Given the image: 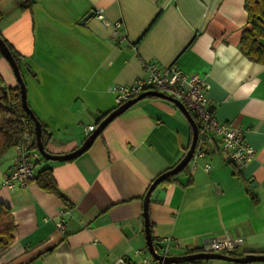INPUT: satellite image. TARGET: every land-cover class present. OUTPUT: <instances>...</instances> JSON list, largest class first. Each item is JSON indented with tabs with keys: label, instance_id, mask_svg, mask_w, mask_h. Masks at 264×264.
I'll list each match as a JSON object with an SVG mask.
<instances>
[{
	"label": "crops",
	"instance_id": "0c3cea01",
	"mask_svg": "<svg viewBox=\"0 0 264 264\" xmlns=\"http://www.w3.org/2000/svg\"><path fill=\"white\" fill-rule=\"evenodd\" d=\"M22 2L0 0V34L19 55L27 104L50 135L46 151L66 155L80 147L87 127L97 123L88 111L104 115L118 107L109 87L144 77L142 61L175 63L207 82L215 118L241 129L255 156L236 168L210 146L158 185L148 207L153 244L171 238L169 256H179L229 237L242 239L238 254L264 253V65L240 51L249 29L244 0H35L31 11H21ZM96 9L120 22L122 41L94 13L79 23ZM0 76L7 88L18 85L1 55ZM190 140L175 105L145 98L111 121L81 156L41 157L25 189L2 185L15 157L9 148L0 156V204L11 211L15 240L0 264L137 262L135 251L149 254L146 190L182 159ZM48 169L57 193L39 182ZM61 209L62 233L55 226Z\"/></svg>",
	"mask_w": 264,
	"mask_h": 264
},
{
	"label": "built area",
	"instance_id": "2783aa9c",
	"mask_svg": "<svg viewBox=\"0 0 264 264\" xmlns=\"http://www.w3.org/2000/svg\"><path fill=\"white\" fill-rule=\"evenodd\" d=\"M95 17L104 25L112 26L113 36L122 41L120 22L110 23L103 14V9L94 10ZM142 69L145 76L137 79L130 85H113L108 91L114 96L117 106L127 100L133 99L146 91H157L171 96L186 107L197 119L198 135L192 159L203 157L210 146L218 147L221 158L240 168L251 161L255 156V150L244 139L243 131L233 127L229 123L218 121L210 107L207 91L209 85L196 74H187L175 63L161 65L154 61H142ZM5 91V89H3ZM94 126L86 129L87 133L94 130ZM35 134L31 127H26L19 143L14 146L15 157L11 169L4 176L2 185L8 190L25 189L34 178V170L41 156L36 145L33 144ZM191 159V160H192ZM205 168L208 170L209 166ZM64 213L61 209L57 215L55 226L61 233L64 232ZM172 239H162L156 246L155 252L163 257L169 256ZM175 246H179L174 242ZM242 246V239L213 238L203 242L197 252L225 254L238 250ZM135 263L119 257L114 264H170L164 260H156L150 254L140 255ZM226 255V254H225Z\"/></svg>",
	"mask_w": 264,
	"mask_h": 264
},
{
	"label": "trees",
	"instance_id": "16d2710c",
	"mask_svg": "<svg viewBox=\"0 0 264 264\" xmlns=\"http://www.w3.org/2000/svg\"><path fill=\"white\" fill-rule=\"evenodd\" d=\"M34 2L35 0H23L20 7L21 11H31ZM244 9L247 13V25L249 26V29L242 33L240 51L250 61L264 65V0H244ZM0 37L7 45L14 60L20 67L19 55L1 34ZM3 89H5V91H3ZM146 98L155 99V97L150 96ZM107 115L108 113L100 115V120L94 127H96L97 124ZM190 115L195 123L198 124L196 117H194L192 113H190ZM40 124L41 140L46 150L50 135L47 131V127L41 122ZM26 127H31L34 133L33 122L21 106L19 86L17 85L15 88H7L3 78L0 76V156H2L9 148L14 147L19 143ZM33 144L36 145V139L33 140ZM175 176L166 179L161 184L169 182ZM39 180L41 186L45 190L57 193V190L53 186L50 169L41 171L39 174ZM14 232L15 223L11 211L9 208L0 204V254L13 244L15 240ZM236 251L237 250H235V252H226L225 254L231 257L244 256V253L238 254ZM193 253H197V251H189L187 254ZM198 262L200 261H191L188 263L196 264Z\"/></svg>",
	"mask_w": 264,
	"mask_h": 264
},
{
	"label": "water",
	"instance_id": "95a60500",
	"mask_svg": "<svg viewBox=\"0 0 264 264\" xmlns=\"http://www.w3.org/2000/svg\"><path fill=\"white\" fill-rule=\"evenodd\" d=\"M92 15H93V12H89L87 15H85L80 20L79 23L83 24ZM0 55L5 59V61L10 66L13 72V75L15 77V80L19 86L21 106L33 122L34 134H35V139H36V147H37L39 154L44 160L62 162V161H70V160H73L81 156L91 147L95 139L102 133L104 128L111 121H113L116 117L121 115L127 109H129L130 107H132L133 105H135L136 103L145 99L148 96L162 99V100L168 101L172 103L173 105H175L178 108V110L182 113V115L186 118L191 128V140H190L188 149L185 152L182 159L174 167H172L171 169L165 171L164 173L156 177L153 180V182L150 184L143 198L142 207H143V219H144V232H145L146 246H147V250L149 254L156 260H164L165 262L170 263V264H183V263H188L191 261H208V260H223V261H229V262L240 263V264L249 263V262H264V253H261V254L249 253L243 257H231L225 254L197 252L193 254H185V255H179V256L170 255V256L163 257V256L158 255L155 252L153 239L151 236L149 212H148L150 195L153 192V190L163 181H165L166 179L172 176L179 174L185 169V167L189 164V162L192 159L196 141H197V135H198L197 124L195 123L194 119L192 118L189 111L186 109V107L183 105L182 102H180L179 100L171 96L165 95L157 91H146L133 99L125 101L124 103L116 107L114 110H112L110 113H108V115L97 124V126L88 135V137L85 139V141L81 144L80 147H78L77 149H75L74 151L66 155H53V154L48 153L44 148V145L41 140V124L27 104L26 88H25V84H24V81L21 75L20 67L17 65L16 61L13 58L11 51L9 50L5 42L1 39V37H0ZM88 113L95 122H98L100 120V115L98 113H91L89 111Z\"/></svg>",
	"mask_w": 264,
	"mask_h": 264
}]
</instances>
